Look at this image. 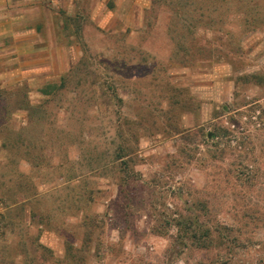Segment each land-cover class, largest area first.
Masks as SVG:
<instances>
[{"label":"rangeland","instance_id":"1","mask_svg":"<svg viewBox=\"0 0 264 264\" xmlns=\"http://www.w3.org/2000/svg\"><path fill=\"white\" fill-rule=\"evenodd\" d=\"M228 1L0 0V264H264V0Z\"/></svg>","mask_w":264,"mask_h":264},{"label":"trees","instance_id":"2","mask_svg":"<svg viewBox=\"0 0 264 264\" xmlns=\"http://www.w3.org/2000/svg\"><path fill=\"white\" fill-rule=\"evenodd\" d=\"M247 0H229L227 3H225V5H213V12L216 13L218 11V9L220 8L222 11H231V10H237L240 9L241 7L244 6V4L246 3ZM220 18V16H219ZM211 21H214L213 17L210 18ZM224 36L227 38L229 37L230 39L233 38V35L231 32L226 31L223 32ZM185 36V35H184ZM183 36V37H184ZM182 37V39H183ZM224 42L226 40H223ZM178 42L176 41L175 46H178ZM218 52H221V54H223L225 57L227 56V52H225L222 49H219ZM54 84H47L45 85L42 89L41 92L42 93H49L50 90H52L54 87ZM230 136V133L226 134V135H221L219 134V129L213 132V137L214 138H220L223 139V137H228ZM233 137V136H232ZM19 141V140H17ZM236 138H227L224 143L223 141H216L215 145V149L217 151H219L218 153H216L214 151V153H212L211 157L214 158H220L221 154H223L226 150V148H231L230 147V143L231 142H235ZM240 144V142L238 143ZM219 145H222V148H219ZM9 147H11V145H9ZM235 147V146H234ZM6 149L7 146L1 145L0 149ZM8 150V148H7ZM220 154V155H219ZM125 163V162H123ZM7 164H0V167L3 166L5 167ZM80 173H76L73 172L72 170L68 173V174H64L62 175L63 178H65V182L66 183H70L73 181H77L78 179H80L83 176V173H81L82 171H79ZM4 173L0 174V178L2 179V183L6 182V179L4 178ZM9 180V179H8ZM8 182V181H7ZM21 183V181H20ZM20 183L18 185H20ZM33 196H37L36 192H32L30 194L29 197L25 196L21 199H18L16 201H12L11 204L13 205H22V204H26L28 200H30L31 197ZM89 200V199H88ZM38 201V200H37ZM36 201V202H37ZM31 214H34V216L36 215L35 212H33V210L31 211ZM49 216L47 215L46 218H48ZM173 226H175L176 228V236L173 240V244L172 245H176V248L178 249H183L185 248H197V249H203V250H209L212 248H216V249H225L227 250V248H230V246L234 247V243L235 241L238 239L237 236L234 234V230L231 226L226 225L223 222H211L208 221L207 223L204 222H200L197 221V219L191 217V216H183V215H179L178 219L175 220V222L173 223ZM160 232V231H158ZM19 243V248L20 251L18 252L19 256H23L26 252L25 249V242L24 241H18ZM39 248H41L42 250H46L45 247L43 245L40 244ZM70 248H72V245H70ZM169 250V248H168ZM70 259L68 262V264H77L78 260L73 257L72 255H70Z\"/></svg>","mask_w":264,"mask_h":264},{"label":"water","instance_id":"3","mask_svg":"<svg viewBox=\"0 0 264 264\" xmlns=\"http://www.w3.org/2000/svg\"><path fill=\"white\" fill-rule=\"evenodd\" d=\"M210 137V135H208Z\"/></svg>","mask_w":264,"mask_h":264}]
</instances>
